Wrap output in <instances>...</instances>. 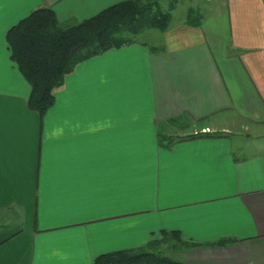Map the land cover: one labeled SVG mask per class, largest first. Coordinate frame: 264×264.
<instances>
[{"label":"crops","instance_id":"obj_1","mask_svg":"<svg viewBox=\"0 0 264 264\" xmlns=\"http://www.w3.org/2000/svg\"><path fill=\"white\" fill-rule=\"evenodd\" d=\"M121 1L0 0V264H93L163 231L189 264H264V0H203L200 26L191 6L157 50L91 57L44 115L30 108L9 30Z\"/></svg>","mask_w":264,"mask_h":264},{"label":"trees","instance_id":"obj_2","mask_svg":"<svg viewBox=\"0 0 264 264\" xmlns=\"http://www.w3.org/2000/svg\"><path fill=\"white\" fill-rule=\"evenodd\" d=\"M176 4V1L166 6L161 0H123L77 23H62L51 8L34 10L7 35L11 58L31 85L30 108L44 115L54 104L56 91L67 75L83 61L112 48L138 42L146 30L165 31ZM202 20L199 10H189L190 25L200 26ZM201 135L210 134H194ZM166 139V145L170 146L178 137ZM172 234L178 233L163 231L162 239H154L142 248L101 254L93 264H189L170 256L162 248ZM235 240L222 238L211 245L223 246ZM183 244L189 246L186 242ZM199 245L202 244L190 246Z\"/></svg>","mask_w":264,"mask_h":264},{"label":"rangeland","instance_id":"obj_3","mask_svg":"<svg viewBox=\"0 0 264 264\" xmlns=\"http://www.w3.org/2000/svg\"><path fill=\"white\" fill-rule=\"evenodd\" d=\"M175 1L176 0H163L162 2L166 6H168L169 2H175ZM202 2H203V0H180L179 3H177V6L175 7V9L172 10V21L177 22V20H179V19L186 18L189 7L192 6V7H194L193 9L198 8V4L202 3ZM195 10H197V9H195ZM150 32H152V34L153 33H155V34H153L152 37H150ZM159 35H160L159 29L146 30L143 34H141L139 36L138 41L146 42L147 44L150 45L151 48L158 49L159 46H158L155 39H157ZM170 240L171 239H168V245L169 246L168 245L166 247L164 246L165 250L168 252V254H170V256L178 255L175 253L176 251H174V249H172L171 245H173L172 244L173 242L170 243ZM176 258H178V257H176ZM180 258L178 260H181V261L185 260L184 255Z\"/></svg>","mask_w":264,"mask_h":264},{"label":"built area","instance_id":"obj_4","mask_svg":"<svg viewBox=\"0 0 264 264\" xmlns=\"http://www.w3.org/2000/svg\"><path fill=\"white\" fill-rule=\"evenodd\" d=\"M203 132H207V130L206 129H204V130H202ZM197 133V132H196Z\"/></svg>","mask_w":264,"mask_h":264}]
</instances>
